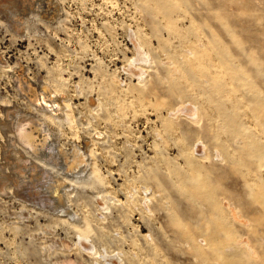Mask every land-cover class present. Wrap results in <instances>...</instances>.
Instances as JSON below:
<instances>
[{
	"label": "rangeland",
	"instance_id": "rangeland-1",
	"mask_svg": "<svg viewBox=\"0 0 264 264\" xmlns=\"http://www.w3.org/2000/svg\"><path fill=\"white\" fill-rule=\"evenodd\" d=\"M13 107L55 138L17 184ZM0 174V264H264V0H0Z\"/></svg>",
	"mask_w": 264,
	"mask_h": 264
},
{
	"label": "bare ground",
	"instance_id": "bare-ground-1",
	"mask_svg": "<svg viewBox=\"0 0 264 264\" xmlns=\"http://www.w3.org/2000/svg\"><path fill=\"white\" fill-rule=\"evenodd\" d=\"M9 1H11V2L15 1V3L18 2V0H9ZM21 1H25V0H21ZM20 3H22V2H20ZM31 5H32V3H31ZM20 7H21V5H20ZM24 7H22V8H24ZM134 47H135L136 51H139V50L143 51V49L140 48L141 46L136 42L134 44ZM138 54H140V53H138ZM139 66L136 67L137 69L135 68L136 70L132 69V71L130 72V74H132L131 76L133 77V75H134L137 77V79H139V78L141 79V75H142V71H143V70L141 71V67L139 69ZM20 75H21V71H20L18 76L21 77ZM22 79L23 78H21V80H20L21 84H23V83L26 84V82H23L26 80L22 81ZM47 86L48 85H41L40 88L37 87L38 88V90H37L36 87L33 88L32 86L27 85L25 88L29 92L30 101H32L33 103H36V105H38L40 107H45V108L49 109V111L51 113L50 117H55V119L58 120L64 116L65 119H69L71 109L67 103V100L62 96L63 94L60 95L59 93H56L54 90L52 92V90L49 89L50 87L48 88ZM25 88H23V89H25ZM93 109H94V107H93ZM184 109H185V107H184ZM185 115H187V114H185ZM7 116H8V123H7L6 127L11 130L12 137L9 140V142L5 145L6 148L4 149V158H5V163L13 170L14 174H11V177L13 175L12 178H13L15 184H17L19 182V180L23 177V174L24 173L27 174L26 172L28 169L36 170V164L28 162V160L26 158H24L21 154H19L17 156V153L19 151L16 149L15 145L18 144L19 147L27 149L30 153H32L36 157L37 156H43L44 154H46V149L50 148L51 138H53L54 136H53V132L49 129V127L45 123L44 119L41 120L42 118L41 119L40 118H34L32 115L23 114L21 112V110H19L16 107H13L9 112H7ZM3 126L5 127V125H3ZM53 139L55 142V138H53ZM57 153L61 158L63 168L66 172H69L72 174H74V173L80 174L86 168L87 154L85 153V151H80L79 148L73 146L71 149H68V150L65 149L64 147H60L57 150ZM42 172H41V174H42ZM35 174H37V172ZM38 175H40V174H38ZM43 175H45V173H43ZM31 176H33V175H31ZM40 178H41V176H40ZM40 178H38V179H40ZM34 179H37V178L34 177ZM52 179L55 180V177ZM57 179L58 178H56L53 185L51 184L52 188H53L52 191H53L54 196L57 197L58 201L60 203H63L61 196H63L62 193H64V191H66L64 189L65 184L60 181L61 179L58 181H57ZM7 180H8L7 176L0 174V190H1V192H5V185L7 183L6 182ZM86 252H87V250H86ZM88 252H90V251H88ZM65 264H73V261L71 259L66 260Z\"/></svg>",
	"mask_w": 264,
	"mask_h": 264
}]
</instances>
